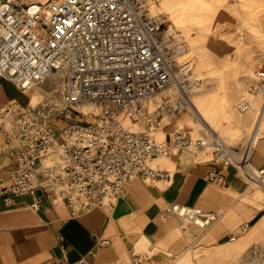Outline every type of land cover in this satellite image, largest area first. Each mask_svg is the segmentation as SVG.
I'll return each mask as SVG.
<instances>
[{
	"label": "built area",
	"instance_id": "built-area-1",
	"mask_svg": "<svg viewBox=\"0 0 264 264\" xmlns=\"http://www.w3.org/2000/svg\"><path fill=\"white\" fill-rule=\"evenodd\" d=\"M154 3L0 0V74L23 90L44 91L36 104L15 99L0 107V128L17 160L14 180L0 186V198L29 192L35 207L47 196L66 201L75 215L111 210L129 195L132 179L170 178V170L153 162L173 148L211 150L221 166L236 168L250 182L264 181V166L253 163L251 137L232 145L213 131L195 136L180 128L169 141L152 132L157 123L138 130L125 123L127 117H147L155 97L181 86L176 73L185 39L155 14ZM245 84L239 108L248 111L258 97L264 105V65ZM89 105L97 109L85 110ZM169 106L177 112L184 104L168 100L156 115ZM208 176L227 186L221 170ZM172 214L202 227L222 215L180 203L171 206ZM55 264H69L66 254Z\"/></svg>",
	"mask_w": 264,
	"mask_h": 264
},
{
	"label": "crops",
	"instance_id": "crops-1",
	"mask_svg": "<svg viewBox=\"0 0 264 264\" xmlns=\"http://www.w3.org/2000/svg\"><path fill=\"white\" fill-rule=\"evenodd\" d=\"M15 99L32 101L27 90L0 74V107ZM162 116L155 112L152 117L150 111L148 125L160 127ZM173 134L167 131L160 139L170 141ZM262 140L253 153L257 167L264 166ZM181 151L171 150L165 165L157 161L160 157L153 162L170 170V178L132 179L129 195L111 210L75 215L66 201L47 196L35 207L29 192L0 198V264H55L63 254L69 264H264V198L251 191V182L236 168L213 160V154L200 160ZM16 167L0 128V186L12 183ZM211 170H221L227 186L210 180ZM175 203L222 215L202 227L168 215Z\"/></svg>",
	"mask_w": 264,
	"mask_h": 264
},
{
	"label": "rangeland",
	"instance_id": "rangeland-1",
	"mask_svg": "<svg viewBox=\"0 0 264 264\" xmlns=\"http://www.w3.org/2000/svg\"><path fill=\"white\" fill-rule=\"evenodd\" d=\"M233 7H238V11ZM153 11L155 14H163L181 31L185 39V51L181 56V67L178 68V71L182 73L181 86L179 84L173 86L168 92L155 97L151 103V116L153 117L155 110L168 100H171V105L180 101L184 106L181 111L177 112L173 111L171 106L165 108L162 114V125L152 129V132L155 136L164 138L159 136L157 131L175 132L182 128L195 136H200L197 133H204L207 129L202 125L199 129L194 126L196 120L190 109V104H188V94L201 97L208 94L207 91L203 92L202 88L205 86L203 84L211 82L213 86H216L231 80L236 72L237 63L230 59L223 61L220 56L225 53L235 54L238 63L243 66L247 65L251 70H256L264 65V35H257L253 29L250 30L248 36L247 33L240 36L238 32L240 27L247 29V26L252 27L256 23L264 22V0H156ZM251 13H253L254 19L250 18ZM183 67L184 69H182ZM240 81L243 82V77H240ZM244 83H242V90L246 91ZM27 92L31 99L36 93L39 95L38 98L35 97V101L30 100L33 104L44 98V91L41 87L32 88ZM235 105L242 115L248 113V111L241 110L238 103ZM148 120V116L133 119L134 124L129 127L135 130L148 129ZM244 130L230 140L222 134L220 136L232 145L244 144L251 137V133L247 129ZM262 139L264 136L260 138L258 146ZM177 150L178 148L172 149L173 153H176ZM181 150L186 155L194 156L200 160H208L212 157V153L205 149L184 148ZM167 158L168 156L164 155L157 161L165 165ZM263 184L264 181L250 183L251 191L264 198Z\"/></svg>",
	"mask_w": 264,
	"mask_h": 264
},
{
	"label": "bare ground",
	"instance_id": "bare-ground-1",
	"mask_svg": "<svg viewBox=\"0 0 264 264\" xmlns=\"http://www.w3.org/2000/svg\"><path fill=\"white\" fill-rule=\"evenodd\" d=\"M233 8L234 10L237 11L239 9L238 7H233ZM154 11L156 10L154 9ZM250 18L254 19L253 13L250 14ZM263 23L261 22L256 23L255 25H253L254 27L247 26V29L240 27L238 29L239 35L244 36L247 33L248 36L250 35L249 32L252 29L257 35L260 34L264 35ZM220 58L223 61H227V59H230L231 61L237 63L236 72L234 76L231 78V80L222 83L220 85L217 84L216 86H213V83L211 82L203 84L205 86L202 88V90L204 93L205 91H207L208 92L207 95L201 97H194L191 96V93L188 94L189 96L188 104H190V109L196 120L194 126L197 129H199L200 125H202L208 131L216 132L219 135L222 134L228 140L235 138L240 132H242L244 129H247L251 133V139H252L251 150H252L258 146V142L260 138L264 136V105L262 104L263 103L262 98L258 97L255 99L252 108L248 110V113L246 115H242L238 111L237 105L235 104L236 103L239 104V101H241L243 96L247 94L246 91L242 90V83H244L245 80L251 78L254 75L255 70H251V68H249L247 65H245L246 67L243 66V64L240 65V63H238L237 61L238 58L235 56V54L225 53L223 56H220ZM248 72L250 73L246 74ZM181 76H182L181 71H178L176 73V82L178 81L182 82L180 81L182 78ZM240 77H243L242 83L240 81ZM199 84L201 83L199 82ZM21 92L23 91L21 90ZM33 96L31 100L35 101V97L38 98L39 95H37L36 93ZM25 99L28 98L26 97ZM84 108L85 110H90L93 108L97 109L96 106L93 105L85 106ZM125 122L127 123V125L131 127L134 124L133 119H131L130 117H127ZM157 132L159 136L165 137L167 131L162 130ZM197 134L202 135L203 132ZM256 153H257V149H256ZM258 182H262V181H258ZM130 184L132 185L133 188V184L132 183ZM136 185L137 184H135V186ZM135 189L136 191H138L137 188H134V190ZM139 192H137V194H139Z\"/></svg>",
	"mask_w": 264,
	"mask_h": 264
}]
</instances>
